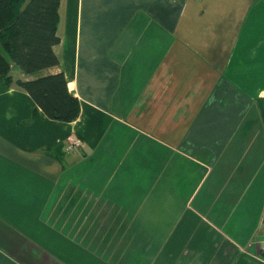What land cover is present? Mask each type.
Segmentation results:
<instances>
[{
    "label": "crops",
    "instance_id": "1",
    "mask_svg": "<svg viewBox=\"0 0 264 264\" xmlns=\"http://www.w3.org/2000/svg\"><path fill=\"white\" fill-rule=\"evenodd\" d=\"M70 122L0 84V264H264V0H59ZM82 142L63 153L68 136Z\"/></svg>",
    "mask_w": 264,
    "mask_h": 264
},
{
    "label": "trees",
    "instance_id": "2",
    "mask_svg": "<svg viewBox=\"0 0 264 264\" xmlns=\"http://www.w3.org/2000/svg\"><path fill=\"white\" fill-rule=\"evenodd\" d=\"M59 0H0V84L26 92L50 119L70 122L78 115V99L68 92L62 72L32 79H12L14 64L25 74L58 64L52 46Z\"/></svg>",
    "mask_w": 264,
    "mask_h": 264
},
{
    "label": "built area",
    "instance_id": "3",
    "mask_svg": "<svg viewBox=\"0 0 264 264\" xmlns=\"http://www.w3.org/2000/svg\"><path fill=\"white\" fill-rule=\"evenodd\" d=\"M82 147V142L77 136H68L60 145L63 153H78Z\"/></svg>",
    "mask_w": 264,
    "mask_h": 264
}]
</instances>
